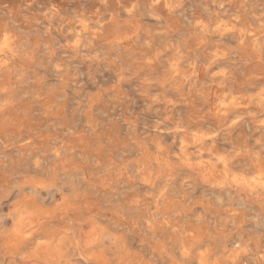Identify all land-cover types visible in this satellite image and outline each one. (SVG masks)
Returning <instances> with one entry per match:
<instances>
[{
	"label": "clouds",
	"instance_id": "9594fccd",
	"mask_svg": "<svg viewBox=\"0 0 264 264\" xmlns=\"http://www.w3.org/2000/svg\"><path fill=\"white\" fill-rule=\"evenodd\" d=\"M67 3L0 0V264H264V0Z\"/></svg>",
	"mask_w": 264,
	"mask_h": 264
},
{
	"label": "bare ground",
	"instance_id": "6f19581e",
	"mask_svg": "<svg viewBox=\"0 0 264 264\" xmlns=\"http://www.w3.org/2000/svg\"><path fill=\"white\" fill-rule=\"evenodd\" d=\"M71 6H72V5H71ZM248 207H249V211H248V214H249V215L254 214L253 209H255L256 211L259 210V209L257 208V206H255V205H251V206H248ZM246 227H252L251 222H249V224L246 225ZM131 247H132L133 249H138V245H137L135 242H131ZM143 254L145 255V257L151 255V251H150V249H147V248L143 249Z\"/></svg>",
	"mask_w": 264,
	"mask_h": 264
},
{
	"label": "rangeland",
	"instance_id": "374dc122",
	"mask_svg": "<svg viewBox=\"0 0 264 264\" xmlns=\"http://www.w3.org/2000/svg\"><path fill=\"white\" fill-rule=\"evenodd\" d=\"M12 3H13V6H18V5H20L21 3H22V0H12ZM72 5V6H71ZM71 5H69L68 3H67V0H65V4H64V7L65 8H71V7H77L78 5H76V4H71ZM35 5H33V10H35Z\"/></svg>",
	"mask_w": 264,
	"mask_h": 264
}]
</instances>
